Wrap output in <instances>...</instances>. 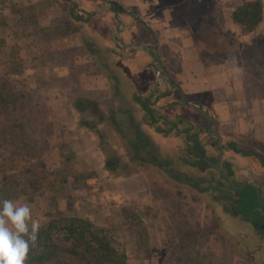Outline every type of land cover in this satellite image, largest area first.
<instances>
[{
	"label": "rangeland",
	"instance_id": "1",
	"mask_svg": "<svg viewBox=\"0 0 264 264\" xmlns=\"http://www.w3.org/2000/svg\"><path fill=\"white\" fill-rule=\"evenodd\" d=\"M112 1L141 20L137 40L156 47L170 81L180 86L165 90L173 97L164 109L156 106L153 123L178 116L203 122L204 132L209 124L186 102L214 118L224 141L264 163V19L250 33L232 21L234 9L249 0H0V88L17 96L14 105L0 102V200L28 204L42 225L54 209L88 219L109 232L127 264H252L237 234L244 229L208 211L184 176L151 163L153 154L177 157L167 153V141L145 127L153 133L152 154H135L131 115L138 93L119 65L129 52L113 42L122 21L110 35L104 6ZM87 12L94 17L85 22ZM138 74L134 82L145 102L152 92ZM80 99L81 113L74 107ZM114 111L121 129L110 121ZM82 120L93 130L81 127ZM10 132L25 141L21 156ZM38 164L54 188L48 179L32 186L35 175L27 168Z\"/></svg>",
	"mask_w": 264,
	"mask_h": 264
},
{
	"label": "flooded vegetation",
	"instance_id": "2",
	"mask_svg": "<svg viewBox=\"0 0 264 264\" xmlns=\"http://www.w3.org/2000/svg\"><path fill=\"white\" fill-rule=\"evenodd\" d=\"M121 15L123 14H120L119 18L122 21ZM130 16L135 18L133 15ZM114 18L116 24H119L115 15ZM122 25L121 29L113 35L116 47L131 55L148 47L134 39L126 42L122 36L126 29L123 21ZM147 51L150 56L154 51V57L158 62L156 47H150V50ZM156 63L151 66L152 68L153 66L157 67L155 70L160 71V80L164 81V69L159 62ZM155 89L165 93L166 89L176 91L179 87L168 79L166 86L162 84ZM170 95L171 93L168 92L165 97L155 101L156 106L164 109L165 107L160 105V101ZM175 107L178 108L179 105ZM183 107L200 114L206 120L204 123L209 126L202 132L203 122L198 126L185 120L187 123L182 125L177 123L171 128L162 124V133L157 131L156 126L148 127L153 133L160 135L162 140L167 141L169 147L167 153L177 156L167 161L166 157L169 155H159L161 157H159V162L164 165L161 171L169 173L172 170L175 176H184L191 191L201 201L207 203L208 211L222 220L224 217L231 218L244 229L237 234L241 239L246 240L242 243L246 252L245 257L252 264H264V163L258 158L251 157L234 142L224 141V135L216 126L214 118L201 108L186 102ZM189 125L195 131L193 132L195 139L192 141L187 138L185 133L186 129H189ZM178 150H182L181 153H178ZM184 153L193 156L184 159Z\"/></svg>",
	"mask_w": 264,
	"mask_h": 264
},
{
	"label": "trees",
	"instance_id": "3",
	"mask_svg": "<svg viewBox=\"0 0 264 264\" xmlns=\"http://www.w3.org/2000/svg\"><path fill=\"white\" fill-rule=\"evenodd\" d=\"M110 6L118 22L121 21L119 15L125 13L126 10L116 1H112ZM93 17L94 13L87 12L84 20L88 22ZM263 19L264 13L261 0L245 1L237 6L232 13L233 23L249 33L256 30ZM86 45L92 55L97 53V49L90 44V41H86ZM154 62H156V60ZM153 68L157 69L156 66H153ZM155 90L152 91L150 98H145V102L140 101L142 96L139 94H135L132 98L133 103L138 104L139 107H137L131 115L134 119L132 130L133 139L131 144L133 145L135 154L139 158L145 157L147 154H152V152H149L152 151L155 145L152 138L153 133L147 132L145 127L156 126L157 131L162 133V124H166L171 128L177 125V123L179 125L187 123V121L181 118L169 119L165 116H163L165 118L161 126H157L153 123L154 120H156L154 111L155 109L157 110L155 101L166 95V93H161L157 91V89ZM4 92L5 91L0 88V102L5 106L14 105L17 101V96L5 95ZM83 102L84 101L80 99L74 103V107L79 113L84 110ZM136 112L143 113L146 121H143V119H139L138 121L134 114ZM118 116L116 111H114L109 118L111 123L116 124L117 128L121 129L119 128L120 125L117 124ZM15 124L13 127H15L16 130L25 126L24 123H22L17 129ZM80 126L93 130V126H91L90 122L87 120L80 121ZM188 127L189 129H186L185 133L187 138L192 141L195 139V134L193 133L195 131H193L190 125ZM9 134L10 139L13 137V139L19 141L16 134L13 132ZM13 139H11V141ZM17 144L18 143H16V146L23 152H20L19 155L21 156L26 150L25 141H19V144ZM152 157H156V159H153L151 163L163 169L164 165L159 162V155L156 156L153 154ZM106 168L113 171L115 164L108 161L106 162ZM28 169L30 170L27 171L30 177H32V174L35 175V179L32 181L33 187H37L38 184L41 186V183L48 179V171L42 168V164H38L32 169L27 168V170ZM49 181L48 188H54L53 186H56L54 180L51 179ZM136 232L138 233V231ZM26 264H127V259L125 253H120L116 248L107 230L96 228L86 218L77 215H67L58 209H54L53 218L48 223L41 226L35 245H30Z\"/></svg>",
	"mask_w": 264,
	"mask_h": 264
},
{
	"label": "clouds",
	"instance_id": "4",
	"mask_svg": "<svg viewBox=\"0 0 264 264\" xmlns=\"http://www.w3.org/2000/svg\"><path fill=\"white\" fill-rule=\"evenodd\" d=\"M41 226L28 204L0 200V264H26Z\"/></svg>",
	"mask_w": 264,
	"mask_h": 264
},
{
	"label": "crops",
	"instance_id": "5",
	"mask_svg": "<svg viewBox=\"0 0 264 264\" xmlns=\"http://www.w3.org/2000/svg\"><path fill=\"white\" fill-rule=\"evenodd\" d=\"M107 6L108 5L104 6V9ZM105 13L107 15L106 18L109 19L110 35H112L114 32L113 29L116 28V21L114 18V13H112L109 10H107ZM167 15H169V18L172 17L170 12ZM102 16L103 15H98L97 17H95V19L102 21L104 19V17H102ZM169 18H168V20H169ZM121 19L126 26V29L122 33L124 40L126 42H128L129 40H133V39L138 41L137 39L139 37V33L141 30L139 23H141V20L136 19L134 17H131L128 14H123L121 16ZM147 50L144 49L142 51H138L134 55H131V54L127 55L124 53V55H127V56L125 58L121 59L119 62V65L121 66V70L123 71L122 72L123 78L126 81L128 80V82L130 81L132 83V85L134 84V90L137 91L138 94L141 92L136 87V82H134V78H135V76L139 75L138 74L139 72H141V77H142L141 81H144V89L147 88L148 90H150L152 92L155 88H157L158 83L160 84V86H162V84H164L165 86L167 85V83H163V81H161V80L159 81L158 74H157L158 71H156L151 66L153 64L154 59H152V57L150 56V53ZM165 78H166V82H168V79H170L168 77V75L166 74V72H165ZM178 87H179L178 91H180V86H178ZM144 94H145V92H144ZM172 97L173 96L170 95L166 98L161 99L160 105L164 104L165 101L171 100Z\"/></svg>",
	"mask_w": 264,
	"mask_h": 264
},
{
	"label": "water",
	"instance_id": "6",
	"mask_svg": "<svg viewBox=\"0 0 264 264\" xmlns=\"http://www.w3.org/2000/svg\"><path fill=\"white\" fill-rule=\"evenodd\" d=\"M106 9L109 10V11H111L112 13H114L110 6L109 7L107 6ZM146 49L150 50V47H146ZM158 62H159V56H158ZM157 74H158V79L160 81V77H159L160 71H158Z\"/></svg>",
	"mask_w": 264,
	"mask_h": 264
}]
</instances>
